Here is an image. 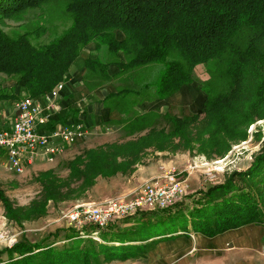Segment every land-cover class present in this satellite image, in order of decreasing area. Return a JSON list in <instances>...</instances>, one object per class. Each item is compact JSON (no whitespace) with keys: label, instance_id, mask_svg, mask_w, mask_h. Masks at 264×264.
<instances>
[{"label":"trees","instance_id":"trees-1","mask_svg":"<svg viewBox=\"0 0 264 264\" xmlns=\"http://www.w3.org/2000/svg\"><path fill=\"white\" fill-rule=\"evenodd\" d=\"M52 1L63 5L70 24L55 31L48 43L37 45L32 39L45 27L17 36L3 29L5 16ZM91 43L100 53L86 59L89 78L114 77L111 64L120 66L115 76L137 73L136 85L119 87L104 99L121 112L129 109L133 96L170 97L194 81V69L202 63L209 65L207 84L217 90L204 87V107L192 115L162 114L169 127H152L135 140L84 150L67 162V177L53 169L41 171V194L28 206L14 205L0 189L5 217L20 226L46 216L50 202L86 197L99 177L132 173L149 146L178 151L198 143V152L207 158L224 157L233 141L246 140L248 128L264 119V0H0V72L23 81L30 96L51 92ZM4 97L17 95L0 88ZM151 115L161 114L129 120L131 128L149 127ZM200 193L187 214L158 211L156 220L144 217L124 228L91 223L82 229L59 228L41 241L24 237L0 251L7 254L0 264H107L144 256L151 242L174 238L179 231L212 237L264 224V145L248 169L233 171ZM91 227L96 229L92 233Z\"/></svg>","mask_w":264,"mask_h":264},{"label":"crops","instance_id":"crops-1","mask_svg":"<svg viewBox=\"0 0 264 264\" xmlns=\"http://www.w3.org/2000/svg\"><path fill=\"white\" fill-rule=\"evenodd\" d=\"M118 37H123L120 32ZM99 53L94 43L89 44L70 67L63 80L64 87L59 93L47 99L46 95L39 96L50 113V121L39 126L41 131L44 132L68 118L75 121L78 119L79 112L82 111L81 118L87 129L84 136L79 137L74 143H60V140H55V143L61 144V149L55 153L47 152L43 148L38 149L35 163L28 165L22 174L10 172L5 164V157L1 156V183L11 182L17 176L21 177L25 174H36L49 169L57 171L61 163L64 165L66 161L68 162L89 148L135 140L147 134L152 127L134 131L128 126L131 120L152 112L161 114L158 117H162V114L165 113H180L183 105H178L179 100L187 103L188 111L186 114L180 113L179 116L192 115L200 108L201 92L203 94L205 92L200 91L194 73L192 83L182 86L179 91L168 98L136 96L139 99L135 103L132 100L131 106L125 112L111 108L105 104L104 99L120 87V83L125 80L126 76H115L120 71V66L111 64L109 73L114 77L89 78L86 59L90 56H97ZM101 53L103 54V52ZM0 88L8 89L17 95L16 98H0V128L8 129L19 113L16 101L27 94V91L23 81H17L15 76H11L7 83H2ZM189 89H191V93L188 95L185 91ZM146 152L142 161L135 164L132 173L99 177L96 184L87 193L88 196L86 195L88 201L101 204L110 196H131L147 183L167 182V176L175 163L176 158H173L179 151L149 146L146 148ZM173 155L174 157H171ZM176 235L174 238L160 242L159 261L161 264H264V224H248L212 237L200 232H183L181 234L178 232ZM132 258L151 260L152 252L127 260ZM116 260L121 259H114L111 262Z\"/></svg>","mask_w":264,"mask_h":264},{"label":"rangeland","instance_id":"rangeland-1","mask_svg":"<svg viewBox=\"0 0 264 264\" xmlns=\"http://www.w3.org/2000/svg\"><path fill=\"white\" fill-rule=\"evenodd\" d=\"M70 24V19L68 14L65 13L62 4L57 2H49L44 4L42 7L36 8H26L16 14L5 16L3 29L10 35L17 36L20 33L26 31H34L39 27H45V31L41 32L40 35L33 33L32 39L35 44L42 45L48 43L53 36L55 31L61 32ZM102 55V54H101ZM194 76L196 83L198 84L200 91L204 87L211 88V90H217L214 84H207L210 80L211 75L209 73V65L202 63L195 67ZM13 75H8L6 73H0V85L2 83H7V81ZM137 73L128 74L123 82L120 83V87L128 85H136ZM207 85V86H206ZM119 86V85H118ZM187 94L191 93L189 89ZM202 101L200 103V108L204 107L206 101V93H202ZM139 98L133 96L134 103ZM183 101V100H182ZM179 100L178 105L182 104V110L179 111L181 114H186L187 103ZM198 109V110H199ZM195 111L196 112H198ZM176 112L174 114L181 115ZM202 118L204 114L201 115ZM151 120V125L149 127H169L166 119L162 117L152 116L149 117ZM148 119V120H149ZM131 123L128 126L131 128ZM249 136L246 140L239 143L232 142V148L224 156L214 155L213 158H207L204 154L198 152V143H195L192 150L185 145L183 148L178 149L176 153L171 157H174L175 163L170 169L169 174H174L176 178L183 181L186 188V192L182 199L178 201V204L173 209H148L139 210L132 216H128L119 220L114 221L112 224H120V228L125 226H131L134 222H138L139 219L149 218L151 220H156L160 217L156 212L165 211L166 216L177 215L180 212L188 213L193 209L198 203L199 198L202 196L201 190H206L214 184L224 182L227 175L231 174L233 171L246 170L252 164L255 156L261 151L264 145V119L257 120L248 128ZM170 157V156H168ZM178 157V158H177ZM67 161L61 163V166L57 168V173L62 177H67L69 170L66 167ZM40 172L33 174H25L23 176H17L11 182L1 183L0 189L4 190V194L11 200L16 206H28L31 202L40 196V191L42 190V185L37 181V177ZM20 177V178H19ZM166 183V182H165ZM88 196V194H87ZM87 196L83 200H67L60 203H49L48 214L38 220L26 222L24 225L20 226L15 222L9 221L5 217V210L3 202L0 199V251L6 247L12 246L15 242L22 240L26 237L28 240L41 241L47 237L50 233L55 232L59 228H74L82 229L85 228L90 223H78L71 222L70 213L74 210L75 206L80 203H91L88 201ZM120 197V196H119ZM122 197V196H121ZM110 198H117V196H110ZM171 210V213L168 211ZM130 219L131 221L126 224H121V220ZM190 227V226H189ZM192 228V227H190ZM94 227L89 228V232L94 231ZM101 230H99L100 233ZM96 231L95 233H97ZM193 233L190 229L187 233ZM92 233V232H91ZM179 233H182L179 231ZM185 235V234H183ZM94 237H99L97 234ZM176 237V236H175ZM60 239H64V232H61ZM171 239V238H168ZM162 240L151 242L147 246L146 253L152 252V259L149 260H135V259H121L113 262H108L107 264H161L159 261V244ZM60 241L59 244H62ZM0 258H7V254H0Z\"/></svg>","mask_w":264,"mask_h":264},{"label":"built area","instance_id":"built-area-1","mask_svg":"<svg viewBox=\"0 0 264 264\" xmlns=\"http://www.w3.org/2000/svg\"><path fill=\"white\" fill-rule=\"evenodd\" d=\"M64 83L59 82L51 92L46 93V99L56 96ZM16 106L19 113L12 126L8 129L0 128V157H5L7 169L12 173L22 174L28 165L34 164L38 149L55 153L61 149L60 143H74L87 131L81 118L82 111L79 112L77 120L68 118L43 132L39 126L50 121V113L39 96L25 94L16 101ZM55 140H60V143H55ZM184 194L183 181L174 174H168L166 183H147L131 196L110 198L101 204L80 203L69 216L71 222L92 223L104 228L145 208H170Z\"/></svg>","mask_w":264,"mask_h":264}]
</instances>
